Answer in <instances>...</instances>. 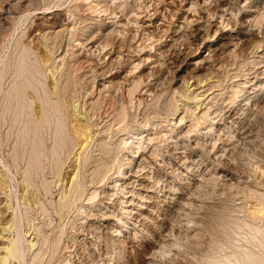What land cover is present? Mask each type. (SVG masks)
I'll use <instances>...</instances> for the list:
<instances>
[{
	"label": "rangeland",
	"instance_id": "obj_1",
	"mask_svg": "<svg viewBox=\"0 0 264 264\" xmlns=\"http://www.w3.org/2000/svg\"><path fill=\"white\" fill-rule=\"evenodd\" d=\"M0 15L1 264H264V0Z\"/></svg>",
	"mask_w": 264,
	"mask_h": 264
},
{
	"label": "bare ground",
	"instance_id": "obj_2",
	"mask_svg": "<svg viewBox=\"0 0 264 264\" xmlns=\"http://www.w3.org/2000/svg\"><path fill=\"white\" fill-rule=\"evenodd\" d=\"M53 1H54V0H53ZM28 3H29V2H28ZM45 8H46V7H45ZM257 8H258V7H257ZM253 11H254V10H251V12H253ZM5 12H6V11H5ZM39 12H40V11H39ZM8 13H9V10H8ZM8 13H7V14H6V13H3V14L8 15ZM84 13H85V12H84ZM70 14H71V13H70ZM44 15H45V14H44ZM3 16H4V15H2V17H3ZM46 16H47V15H46ZM61 16H62V15H61ZM0 17H1V15H0ZM2 17H1V18H2ZM11 17H12V16H11ZM49 17H50V16H49ZM43 18H44V17H43ZM60 18H61V17H60ZM108 18H109V17H108ZM3 19H5V18H3ZM46 19H49V18L47 17ZM63 19H64V18H63ZM69 19H70V18H69ZM78 19H79V18H78ZM1 20H2V19H1ZM80 21H81V20H80ZM56 22H57V20H54V21H53V23H56ZM59 22H61V21L59 20ZM62 22H63V20H62ZM62 22H61V23H62ZM66 22H67V21H66ZM63 23H64V22H63ZM92 23H93V22H92ZM96 23H97V22H96ZM39 24H40V23H39ZM49 24H50V23H49ZM54 25H55V24H54ZM63 25H64V24H63ZM65 25H66V24H65ZM61 26H62V25H61ZM63 27H64V30H65V28L67 27V25H66V27H65V26H62V28H63ZM91 27H92V26H91ZM36 28H37V27H36ZM39 29H40V28H39ZM41 29H42V28H41ZM60 30H61V29H59L58 31L60 32ZM55 31H56V30H55ZM61 31H62V30H61ZM65 31H66V30H65ZM196 31H197V30H196ZM63 32H64V31H63ZM67 32H68V30H67ZM165 32H166V31H165ZM167 32H168V30H167ZM30 34H31V33H30ZM174 34H175V33H174ZM103 35H104V34H103ZM192 35H193V34H192ZM34 36H35V35H34ZM34 36H33V37H34ZM29 37H30V36H29ZM39 37H40V36H39ZM73 37H74V36H73ZM153 37H154V36H153ZM49 38H50V37H49ZM30 40H31V39H30ZM52 40H53V39H52ZM189 42H190V41H189ZM225 44H226V43H225ZM108 46H109V45H108ZM103 47H104V46H103ZM233 47H234V46H233ZM104 48H105V47H104ZM104 48H103V49H104ZM71 49H72V48H71ZM54 50H55V49H54ZM66 50H67V49H66ZM69 50H70V49H69ZM125 50H126V49H125ZM27 52H28V50H27ZM70 52H71V51H70ZM224 52H225V51H224ZM230 52H231V51H230ZM221 53H222V52H221ZM58 56H59V55H58ZM68 56H70V55H68ZM129 56H130V55H129ZM62 57H63V56H62ZM62 57H59V58H62ZM116 57H117V56H116ZM215 57H216V56H215ZM217 57H218V56H217ZM27 58H28V57H27ZM63 58H65V57H63ZM63 58H62V59H63ZM109 58H110V57H109ZM62 59H61V60H62ZM62 61H63V60H62ZM207 61H210V59L207 60ZM215 61H216V60H215ZM215 61H214V62H215ZM76 62H77V61H76ZM21 64H22V63H21ZM106 64H107V63H106ZM20 67H21V65H20ZM36 67H37V66H36ZM23 68H24V67H23ZM38 68H39V67H38ZM38 68H37V69H38ZM34 69H35V68H34ZM18 78H19V77H18ZM14 79H16V78H14ZM96 79H97V78H96ZM138 79H139V78H138ZM124 80H126V79H124ZM140 80H141V79H139V82H140ZM26 81H27V80H26ZM127 81H128V79H127ZM203 81H204V80H203ZM14 82H15V81H14ZM108 82H110V80H109ZM139 82H136V83L139 84ZM121 83H122V82H121ZM125 83H126V82H125ZM127 83H128V82H127ZM26 84H27V83H26ZM198 84H199V83H198ZM200 84H201V81H200ZM200 84H199V85H200ZM239 84H240V83H239ZM50 85H51V84H50ZM56 85H57V84H56ZM63 85H64V84H63ZM119 85H120V84H119ZM123 85H124V84H123ZM139 85H140V84H139ZM199 85H197V86H199ZM206 85H207V84H206ZM211 85H212V84H211ZM52 86H53V84H52ZM133 86H134V88H136V84H135V82H134ZM203 86H204V85H203ZM12 87H13V86H12ZM124 87H125V86H124ZM130 87H131V86H130ZM137 87H139V86L137 85ZM13 88H14V87H13ZM56 88H57V86H56ZM209 88H210V87H209ZM261 88H262V87H261ZM41 89H42V88H41ZM52 89H53V88H52ZM52 89H51V90H52ZM58 89H59V88H58ZM63 89H64V88H63ZM129 89H132V87L129 88ZM129 89H128V90H129ZM136 89H137V88H136ZM138 89H139V88H138ZM196 89H197V88H196ZM200 89H201V88H200ZM18 90H19V89H18ZM133 90H134V89H133ZM197 90H199V89H197ZM20 91H21V90H20ZM54 91H56V90L54 89ZM129 91L131 92L132 90H129ZM202 91H203V90H202ZM207 91H208V90H207ZM207 91H205V93H206ZM21 92H22V91H21ZM46 92H47V89H46ZM48 92H49V95H48ZM48 92H47V95L50 96V93H52L53 91H52V92H51V91H48ZM132 92H133V91H132ZM17 93H18V92H17ZM55 93H57V92H54V95L56 96ZM71 93H72V92H71ZM128 93H129V92H128ZM9 94H10V93H9ZM59 94H60V93H59ZM72 94H73V93H72ZM130 94H131V93H129V95H130ZM135 94H136V93H135ZM199 94H200V93H199ZM199 94H198V92H197V94H195L194 96H193V93H192V95H191V94H189V95H191V97H195L194 99H196V97H197V98L199 97ZM203 94H204V93L202 92V95H203ZM131 95L133 96V93H132ZM57 96H58V95H57ZM57 96H56V97H57ZM60 96H61V95H60ZM204 96H205V95H204ZM19 97H20V96H19ZM24 97H25V96H24ZM43 97H44V96H43ZM50 97H51V96H50ZM47 98H49V97H46V99H47ZM189 98H190V97H189ZM23 99H24V98H23ZM46 99H45V101H48V100H49V99H47V100H46ZM50 99H51V98H50ZM58 99H59V97H58ZM131 99H132V98H131ZM199 99H200V98H199ZM28 100H29V99H28ZM59 100H60V99H59ZM63 100H64V97H63ZM70 100H71V99H70ZM127 100H128V99H127ZM140 100H141V97H140L139 101H140ZM35 101H36V100H35ZM49 101H50V100H49ZM49 101L46 102V103H49ZM55 102H56V101H55ZM58 102H59V101H58ZM36 104H37V103H36ZM57 104H58V103H57ZM95 104H96V103H95ZM95 104H94V105H95ZM120 104H121V103H120ZM16 105H17V104H16ZM110 105H111V104H110ZM72 106H73V105H72ZM196 106H197V105H196ZM23 107H24V106H23ZM57 107H58V106H57ZM147 107H148V106H147ZM147 107H146V108H147ZM119 108H120V107H119ZM122 108H123V106H122ZM28 109H29V108H28ZM73 109H74V108H73ZM117 109H118V108H117ZM37 110H38V109H37ZM37 110H36V111H37ZM81 110H82V109H81ZM191 110H192V109H191ZM194 110H195V109H194ZM114 112H115V111H114ZM202 112H203V111H202ZM65 113H66V112H65ZM120 113H121V112H120ZM120 113H119V115H120ZM183 113H184V112H183ZM189 113H190V112H189ZM219 113H220V112H219ZM26 114H27V113H26ZM122 114H123V113H122ZM228 114H229V113H228ZM18 115H19V114H18ZM18 115H17V116H18ZM38 115H39V114H38ZM44 115H45V114H44ZM75 115H76V114H75ZM112 115H113V114H112ZM110 116H111V115H110ZM120 116H121V115H120ZM118 117H119V116H118ZM122 117H123V115H122ZM183 117H184V116H183ZM183 117H182V118H183ZM43 118H44V117H43ZM55 118H56V117H55ZM234 118H235V117H234ZM14 119H15V118H14ZM45 119H46V118H45ZM69 119H70V118H69ZM69 119H68V120H69ZM100 119H101V117H100ZM180 120H181V119H180ZM14 121H15V120H14ZM118 121H119V120H118ZM182 121H183V119H182ZM21 122H22V121H21ZM26 122H27V121H26ZM44 122H45V120H44ZM46 122H47V121H46ZM108 122H109V121H108ZM60 123H63V122H60ZM116 123H117V122H116ZM56 124H57V123H56ZM24 125H25V124H24ZM64 125H65V124H64ZM73 125H74V124H73ZM37 126H38V125H37ZM41 126H42V125H41ZM74 126H75V125H74ZM192 126H193V125H192ZM28 127H29V126H28ZM42 127H43V126H42ZM58 127L60 128V126H58ZM61 127H62V126H61ZM23 128H24V127H23ZM59 128H58V129H59ZM88 128H89V127H88ZM25 129H26V128H25ZM43 129H44V128H43ZM61 129H63V127H62ZM61 129H59V131L62 132ZM65 129H66V128H65ZM80 129H81V128H80ZM90 129H91V128H89V129H87V130L89 131ZM93 129H94V128H93ZM108 129H109V128H108ZM31 130H32V129H31ZM85 130H86V129H85ZM85 130H84V131H85ZM87 130H86V131H87ZM34 131H37V130L34 129ZM73 131H74V130H73ZM86 131H85V133L87 134ZM101 131H102V130H101ZM39 132H41V131H39ZM65 132H66V131H65ZM82 132H83V130H82ZM82 132H81V133H82ZM56 133H57V132H56ZM59 133H60V132H59ZM25 134H26V133H25ZM27 134H28V132H27ZM35 134H36V132H35ZM61 134H64V133H61ZM61 134H59V135H61ZM81 135H82V134H81ZM81 135H80V136H81ZM83 135H84V134H83ZM83 135H82V136H83ZM87 135H89V134H87ZM35 136H36V135H35ZM37 136H38V135H37ZM55 136H56V135H55ZM61 136H62V135H61ZM65 136H66V135H65ZM65 136H64V137H65ZM85 136H86V135H84V137H85ZM137 136H138V135H137ZM56 137H57V136H56ZM62 137H63V136H62ZM64 137H63L62 140H65L66 137H65V138H64ZM58 138H59V137H58ZM60 138H61V137H60ZM60 138H59V139H60ZM88 138H90V137L88 136L87 139H88ZM134 138H138V139H139V136H138V137H134ZM166 138H167V137H166ZM32 139L34 140V138H32ZM38 139H39V138H38ZM71 139H72V138H71ZM83 140H84V139H83ZM85 140H86V138H85ZM140 140H142V139L140 138ZM143 140H144V138H143ZM171 140H172V139H171ZM132 141H133V140H132ZM137 141H138V140H137ZM145 141H146V140H145ZM39 142H40V141H39ZM85 142H86V141H85ZM135 142H136V141H135ZM142 142H143V141H142ZM55 143H56V142H55ZM57 143H59V140L57 141ZM60 143H61V142H60ZM62 143H63V142H62ZM62 143L60 144V146L62 145ZM124 143H125V141H124ZM132 143H134V142H132ZM129 144H130V142H129ZM135 144H136V143H135ZM138 144H139V141H138ZM138 144H137V145H138ZM140 144H141V141H140ZM140 144H139V145H140ZM31 145H32V144H31ZM102 145H103V144H102ZM127 145H128V144H127ZM127 145H124V146H127ZM142 145H143V144H142ZM144 145H145V144H144ZM57 146L59 147V144H57ZM57 146H56V147H57ZM103 146H104V145H103ZM206 146H207V145H206ZM110 147H111V146H110ZM142 147L145 148V146H142ZM52 148H53V147H52ZM59 148H60V147H59ZM139 148H140V146H139ZM146 148H147V146H146ZM206 148H207V147H206ZM38 149H39V148H38ZM57 149H58V148H57ZM141 149H142V148H141ZM35 150H36V149H34V151H35ZM54 150H55V147H54ZM34 151H33V153H34ZM36 151H37V150H36ZM36 151H35V152H36ZM152 151H153V150H152ZM31 152H32V151H31ZM51 152H52V151H51ZM153 152H154V151H153ZM33 153H32V157H33ZM35 154H36V156H35ZM35 154H34V156L36 157V159H34L35 157L32 158V160L34 159V161H36V160L38 159L37 156H39V155H37V154H38L37 152H36ZM40 154H41V153H40ZM42 154H43V153H42ZM108 154H109V153H108ZM28 155H29V153H28ZM155 155H156V154H155ZM56 156H57V155H56ZM156 156H157V155H156ZM58 158H60V157H58ZM30 159H31V158H30ZM56 159H57V158H56ZM38 161H39V159H38ZM38 161H37V162H38ZM98 162H99V161H97V163H98ZM110 162H111V161H110ZM29 163H30V162H29ZM35 163H36V162H35ZM54 163H55V162H54ZM104 163H105V162H104ZM93 164H94V163H93ZM34 165H37V166H38V163H36V164H34ZM104 165H105V164H104ZM41 166H42V165H41ZM26 167H27V166H26ZM98 167H99V166H98ZM98 167H97V168H98ZM102 167H103V165H102ZM36 168H38V167H36ZM97 168H96V171H97ZM28 170H29V169H28ZM34 170H35V169H34ZM99 170L102 171V168L99 169ZM96 171H94V172H96ZM106 171H107V169H106ZM26 172H27V171H26ZM100 173H101V172H100ZM100 173H99V174H98V173H95V174H94L93 177L95 178V180H98V181H99V180H103V179L105 178V175H106V174H105V175H102V174H100ZM103 173H104V172H103ZM136 173H137V172H136ZM141 173H142V172H141ZM141 173H140V174H141ZM138 174H139V173H138ZM174 174H175V173H174ZM100 175H102V176H101L100 178H98ZM261 175H262V174H261ZM74 176H75V175H74ZM136 176H137L139 179L134 180L133 182H134V183H135V182H139L138 184L141 186L140 189L145 190V191H147V192H150V191H151V188H150V190H149V188L147 189V186H144L143 183H142L143 180H145V179H147V178L144 177V176H141V175H136ZM29 179H30V178H29ZM31 180H32V179H31ZM141 180H142V181H141ZM154 180H155V179H154ZM205 180H206V179H205ZM92 181H93V180H92ZM92 181H91V182H92ZM43 183H44V182H43ZM260 183H261V182H260ZM45 184H46V183H45ZM129 185H130V184H129ZM143 186L146 187V188H144ZM45 187H46V186H45ZM119 188H120V187H119ZM123 189H124V188H123ZM131 190H132V189H131ZM131 190H130V192H131ZM259 190H260V189H259ZM114 191H115V190H114ZM123 191H124V190H123ZM123 191H122V192H123ZM262 191H263V190H262ZM108 193H109V192H108ZM116 193H117V192H116ZM116 193H115V194H116ZM111 195H112V194H111ZM139 195H140V194H139ZM143 195H144V194H143ZM113 196H114V193H113ZM146 196H147V195H146ZM146 196H145V197H146ZM150 197H151V196H150ZM141 198H142V197H140V199H141ZM152 199H153V198H152ZM121 200H122V199H121ZM127 200H128V199H127ZM127 200H122V201H120V202H122L123 204H125V205H124V206H125V210H124V212H126V214L129 216V215L133 212V209L126 208V207H128L129 205H131V204H130L131 199H129V201H130V202H128L129 205H128V203H126ZM133 203H134V202H133ZM126 204H127V205H126ZM257 207H258V206H257ZM255 211H256V210H255ZM255 211H252V213L255 214V213H256ZM112 214H113V213H112ZM115 214H116V213H115ZM251 215H252V214H251ZM251 215H250V216H251ZM102 216H103V215H102ZM257 230H259V229L257 228ZM257 230H256V231H257ZM18 239H19V238H18ZM18 239H17V240L14 239L13 241H19ZM24 240H25V239H24ZM20 241H21V240H20ZM11 242H12V241H11ZM12 243H14V242H12ZM15 243H17V242H15ZM19 243H20V242H19ZM22 243H23V242H22ZM35 244H36V243L31 242V243H30V246L33 247V246H35ZM21 245H22V244H21ZM19 246H20V245H19ZM10 247H11V244H10ZM20 247H24V246L22 245V246H20ZM161 249H162V248H161ZM163 249H164V250H163ZM163 249H162V250H163L162 253H164V254H165V252H168V250H169V249L167 250V249H165V248H163ZM159 250H160V249H159ZM21 253H22V252H21ZM21 253H20L19 249L17 248L16 244H14V247H11V248L9 249V251L7 252V255H8V258H9V257H10V258L12 257L13 259H15V258H20L21 256H23ZM162 255H163V254H162ZM37 256H38V255H37ZM10 258H9V259H10ZM21 258H22V257H21ZM21 258H20V260H21ZM246 258H247V256H246ZM248 258H249V257H248ZM250 259H251V258H250ZM252 259H253V260H251V261H250V260H247L248 263H249V264H256L257 261L254 260L255 258H252ZM0 260H1V259H0ZM18 260H19V259H18ZM260 260H261V259H260ZM22 261H23V259H22ZM1 263H2V262H1ZM1 263H0V264H1ZM149 264H150V263H149Z\"/></svg>",
	"mask_w": 264,
	"mask_h": 264
}]
</instances>
